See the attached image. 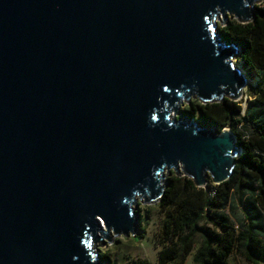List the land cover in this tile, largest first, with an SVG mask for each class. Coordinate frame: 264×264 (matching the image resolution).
Wrapping results in <instances>:
<instances>
[{
  "label": "water",
  "instance_id": "obj_1",
  "mask_svg": "<svg viewBox=\"0 0 264 264\" xmlns=\"http://www.w3.org/2000/svg\"><path fill=\"white\" fill-rule=\"evenodd\" d=\"M262 1L0 0V264H101L166 174L231 178L236 135L180 109L242 99L215 20Z\"/></svg>",
  "mask_w": 264,
  "mask_h": 264
},
{
  "label": "trees",
  "instance_id": "obj_2",
  "mask_svg": "<svg viewBox=\"0 0 264 264\" xmlns=\"http://www.w3.org/2000/svg\"><path fill=\"white\" fill-rule=\"evenodd\" d=\"M219 31L224 42L238 47V62L257 79L248 107L228 98L205 105L193 100L182 113L202 127L230 129L242 154L231 178L219 185L209 180L199 188L175 172L167 178L157 204L164 214L157 264H186L191 255L193 264H229L234 253L248 264H264V1L252 22L229 20ZM236 201L242 209L237 224L224 212L229 207L233 214ZM141 232L143 238L145 228ZM99 258L101 264H117L106 254Z\"/></svg>",
  "mask_w": 264,
  "mask_h": 264
},
{
  "label": "rangeland",
  "instance_id": "obj_3",
  "mask_svg": "<svg viewBox=\"0 0 264 264\" xmlns=\"http://www.w3.org/2000/svg\"><path fill=\"white\" fill-rule=\"evenodd\" d=\"M260 2L258 5L262 4ZM219 21L216 19L218 28L224 27L226 22H224V26L220 25L222 23V16H220ZM229 20H235L232 16L228 15L227 22ZM233 63L243 69L242 65L238 62V56L233 58ZM246 77L250 81H254L255 85L250 83L247 84L246 88L244 89L243 97L241 100L242 107L247 108L248 101L252 97V90L256 87L257 79L254 78L255 74L251 73L248 74L245 72ZM192 99L190 103L193 101ZM189 103V104H190ZM187 104L185 103L181 107V111L185 110ZM171 176L166 174V179ZM143 200H139L137 198L135 205L133 206V210L135 212H139L141 215V227L138 230L136 236L124 238V237H112V242L110 245L107 244V241H104V247L100 246V243L96 245V253L98 255H108L111 260L116 261L117 264H134L137 260H146L150 264H157L158 262V253L162 248L161 241H160V225L161 221L164 217V214L157 208L158 203L154 204H143ZM226 214L230 215L231 219L237 224L238 220L242 218V209L239 205L238 201L235 202V212L232 214L229 207L224 211ZM145 228V233H143V238H140L141 229ZM196 246L195 249H197ZM186 264H193L192 262V255L186 261ZM229 264H248L241 255L234 253L229 258Z\"/></svg>",
  "mask_w": 264,
  "mask_h": 264
},
{
  "label": "bare ground",
  "instance_id": "obj_4",
  "mask_svg": "<svg viewBox=\"0 0 264 264\" xmlns=\"http://www.w3.org/2000/svg\"><path fill=\"white\" fill-rule=\"evenodd\" d=\"M244 74H245V72H244ZM246 80H247V84L250 83L252 85H255V82L254 81H250L247 77H246Z\"/></svg>",
  "mask_w": 264,
  "mask_h": 264
},
{
  "label": "built area",
  "instance_id": "obj_5",
  "mask_svg": "<svg viewBox=\"0 0 264 264\" xmlns=\"http://www.w3.org/2000/svg\"><path fill=\"white\" fill-rule=\"evenodd\" d=\"M212 195H214V192H212Z\"/></svg>",
  "mask_w": 264,
  "mask_h": 264
}]
</instances>
